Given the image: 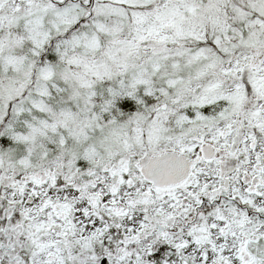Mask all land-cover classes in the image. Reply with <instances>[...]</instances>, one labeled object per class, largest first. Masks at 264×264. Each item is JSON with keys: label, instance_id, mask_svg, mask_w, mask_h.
<instances>
[{"label": "snow or ice", "instance_id": "1", "mask_svg": "<svg viewBox=\"0 0 264 264\" xmlns=\"http://www.w3.org/2000/svg\"><path fill=\"white\" fill-rule=\"evenodd\" d=\"M0 264H264V0H0Z\"/></svg>", "mask_w": 264, "mask_h": 264}]
</instances>
